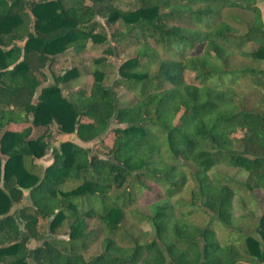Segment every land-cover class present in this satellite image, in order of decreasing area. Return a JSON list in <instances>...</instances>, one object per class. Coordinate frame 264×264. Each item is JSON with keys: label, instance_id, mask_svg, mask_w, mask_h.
I'll list each match as a JSON object with an SVG mask.
<instances>
[{"label": "trees", "instance_id": "16d2710c", "mask_svg": "<svg viewBox=\"0 0 264 264\" xmlns=\"http://www.w3.org/2000/svg\"><path fill=\"white\" fill-rule=\"evenodd\" d=\"M135 1L124 9L120 0H0V264H264V207L250 210L251 227L233 205L238 193L264 191L261 10L255 0ZM237 8L254 14L244 32L225 14ZM14 40H25V53L10 69L22 53L5 50ZM90 41L113 57L118 42L136 53L119 63L95 57L88 73L52 70L54 82L42 86L46 67ZM229 75L246 81L226 86ZM118 88L134 100L122 104ZM54 126L79 141L56 147ZM51 147L52 162L39 164ZM221 165L246 178L211 173ZM33 186L21 210L40 241L30 254L11 210ZM128 212L142 235L125 229ZM94 220L106 235L91 256ZM122 228L131 245L116 240Z\"/></svg>", "mask_w": 264, "mask_h": 264}, {"label": "rangeland", "instance_id": "374dc122", "mask_svg": "<svg viewBox=\"0 0 264 264\" xmlns=\"http://www.w3.org/2000/svg\"><path fill=\"white\" fill-rule=\"evenodd\" d=\"M120 1H121L120 5L124 9H128V8L134 9L137 7L135 0H120ZM255 4L257 6H259L263 20H264V0H255ZM225 14L228 15L227 20L230 21L234 26L239 28L240 32H244L247 29L248 24H250L254 18L253 12L251 10H248V9L237 8V9L225 11ZM132 44L133 43H130V42L127 43L126 41L118 42V44H117L118 49H119V54H118L119 57L118 58L113 57L110 53L107 52V45L106 44H98L97 45L91 41L88 42L86 49L81 53L76 54L73 50H69L65 53V59L64 60H57L51 69L48 67L45 68V73H46L47 77L44 80L42 86L49 85V84H52L54 82L52 70L56 73H59V72H65L68 69L76 66L79 69H81L82 72L88 73L90 70L91 61L95 57H99L101 55L106 56L108 59L114 60L117 63H119L120 61H122L128 57H131L136 53V48ZM253 46H255V44L249 43L248 45L243 47V51H245L246 55L249 54L248 51H251ZM158 48L164 54V56H167V57L171 56V57H175V58L181 57V55L178 53L171 55L170 52L165 51L163 48H161V47H158ZM202 48H203L202 44L198 45L195 52H201ZM110 77L113 79L115 77V74L110 73ZM244 81H246V77H242V76H235L233 78V76L229 75V76H225V77L221 78V83H223L226 86L231 85V84L234 85L236 83L241 84ZM79 84L80 83L78 82L75 85H72L70 87L68 86L69 88L63 87L64 93L69 96L71 94L72 90H74L76 87H78ZM240 86H238V87L245 90L244 86H241V87ZM115 91L119 95L122 104H127L128 102H130V101L132 102L134 100L133 94L124 88H118ZM249 91H251V90H249ZM39 92H40V89L37 90V93L35 95L34 100H36ZM252 94H254L256 97L258 96V92H256V91H253ZM18 110L22 111L21 109H18ZM115 125H117V123L113 122L111 127L115 126ZM42 129L43 128H41L40 130H42ZM241 132L242 131L238 130L235 132V134L237 135ZM53 133L55 135L54 140L56 141L57 140L56 136L59 133H61V131H59L56 126H54L53 127ZM231 171H233V169L231 170L228 167L221 165V166L215 167L211 173H215V174L216 173L217 174L218 173H228L230 175L235 174L237 178H246L245 174H239V172L235 173V171H233V172H231ZM75 184H76V182H69L65 186V188L66 187L67 188L72 187ZM189 185L192 186V183L189 182ZM244 195H247V194L243 192V193H238L235 196L234 201H233L234 211H235V214L237 217H239L243 222H245L249 226L253 227L255 224V221H254L252 215L250 214L251 213L250 210L253 209L257 212L262 211V209L264 207V191L261 189H255L253 194H252L253 198L251 200H250V198H246V199H244V197L242 198V196H244ZM180 196L182 198L188 200V198H189L188 188H186ZM144 199L145 200H143V201L146 202V200L148 198L146 197ZM179 206L180 205L178 204V207ZM193 219H195L197 222H199L201 224H204L206 216L202 212H198V213H195V215L193 216ZM123 225L126 227L125 228L126 230L134 233V236L142 235L141 229L136 224V221L131 217V214L129 212H128V216L126 217L125 221L123 222ZM91 226H94L96 228L94 233L98 234L95 243L92 244L91 247L88 249V252H89L88 254H90L91 256H94L95 254L101 252V250L103 249V246L101 244V238H102V236L106 235V232L103 231L101 223L98 220H94V222H92ZM125 229L122 228L119 231V233L115 236V238L118 241V243L121 245H131L132 242L130 240V237H128L126 235V233L124 232ZM217 234L220 235L219 237H222L223 235H225V231L222 228H220L217 231ZM152 237H153V234L151 232V235H149L148 239H151ZM148 239H146V241ZM145 253H146V251L144 248L139 249L137 252V261H139L145 255ZM239 264H251V263H249L248 261H246L244 259H241Z\"/></svg>", "mask_w": 264, "mask_h": 264}, {"label": "water", "instance_id": "95a60500", "mask_svg": "<svg viewBox=\"0 0 264 264\" xmlns=\"http://www.w3.org/2000/svg\"><path fill=\"white\" fill-rule=\"evenodd\" d=\"M41 1V0H38ZM20 46L22 49V53L20 58L13 64L11 65L9 68H13L14 65L18 62H20L21 60L24 59V53H25V40L23 41H17L15 40L12 45H10L9 47L5 48V50H7L8 48H11L12 46ZM67 140H73V141H79V138L77 136V131L73 132V133H62L59 135V137L57 138V140L54 142V145L58 148H60L61 144L64 141ZM53 151V149L50 150ZM34 189L33 187H29V188H24V200L17 204L16 206H14L11 210V214L15 216L16 222L19 225V231H20V241L23 243H26L29 246V250H30V254L32 253L33 249L40 243V241L34 239L27 231L25 228V222L21 217L20 214V210L24 207H26L27 205H29L31 203V191Z\"/></svg>", "mask_w": 264, "mask_h": 264}, {"label": "crops", "instance_id": "0c3cea01", "mask_svg": "<svg viewBox=\"0 0 264 264\" xmlns=\"http://www.w3.org/2000/svg\"><path fill=\"white\" fill-rule=\"evenodd\" d=\"M14 41H15V40H14ZM14 41H13V42H14ZM17 41H19V40H17ZM13 42H12V43H13ZM11 45H12V44H11ZM9 46H10V45H9ZM9 46H8V47H9ZM6 48H7V47H6ZM60 134H62V132L59 133V134L56 136V138H58ZM54 142H55V140H54ZM54 142H53V143H54ZM51 149H53V148L51 147L50 150H51ZM50 150H49L44 156H42L41 158L37 159V162H38L39 164L46 166V165H48V164H50V163L52 162V160H53L52 152H53V151H51V153H50ZM30 197H31V194H30ZM23 200H24V198H23ZM23 200H22V201H23ZM22 201H21V202H22ZM21 202H20V203H21ZM18 204H19V203H18ZM30 204H31V203H30ZM30 204H29V205H30ZM27 206H28V205H27ZM24 208H25V207H24ZM22 209H23V208H22ZM22 209H21V210H22ZM21 210H20V214H21ZM13 216H14V215H13ZM14 217H15V216H14ZM21 217H22V216H21ZM22 219H23V218H22Z\"/></svg>", "mask_w": 264, "mask_h": 264}]
</instances>
